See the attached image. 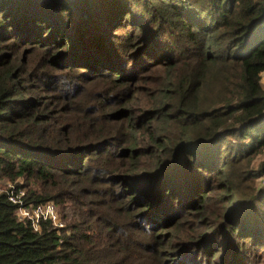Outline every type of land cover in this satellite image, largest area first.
Instances as JSON below:
<instances>
[{"label": "trees", "instance_id": "16d2710c", "mask_svg": "<svg viewBox=\"0 0 264 264\" xmlns=\"http://www.w3.org/2000/svg\"><path fill=\"white\" fill-rule=\"evenodd\" d=\"M263 71L264 0H0V264H264Z\"/></svg>", "mask_w": 264, "mask_h": 264}, {"label": "built area", "instance_id": "2783aa9c", "mask_svg": "<svg viewBox=\"0 0 264 264\" xmlns=\"http://www.w3.org/2000/svg\"><path fill=\"white\" fill-rule=\"evenodd\" d=\"M8 200L15 205V214L19 220L27 221L34 230H38L42 221H50L56 227H62L57 205L48 201L45 203H28L25 201L26 191L15 183L8 182L3 189Z\"/></svg>", "mask_w": 264, "mask_h": 264}, {"label": "rangeland", "instance_id": "374dc122", "mask_svg": "<svg viewBox=\"0 0 264 264\" xmlns=\"http://www.w3.org/2000/svg\"><path fill=\"white\" fill-rule=\"evenodd\" d=\"M264 73V71L260 74V76H261V80H260V83H261V86L263 87V89H264V83H262V74ZM0 184H1V182H0ZM264 184V181L261 179V178H259V179H257V181H256V186H257V188H260L261 187V185H263ZM5 184H3V185H1L0 186V190H3L4 188H5Z\"/></svg>", "mask_w": 264, "mask_h": 264}]
</instances>
